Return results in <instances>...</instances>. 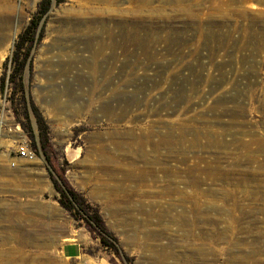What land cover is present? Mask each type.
I'll return each instance as SVG.
<instances>
[{"label": "rangeland", "instance_id": "374dc122", "mask_svg": "<svg viewBox=\"0 0 264 264\" xmlns=\"http://www.w3.org/2000/svg\"><path fill=\"white\" fill-rule=\"evenodd\" d=\"M41 7L0 0V153L45 121L117 251L77 213L80 258L0 264H264V0H50L14 93Z\"/></svg>", "mask_w": 264, "mask_h": 264}, {"label": "crops", "instance_id": "0c3cea01", "mask_svg": "<svg viewBox=\"0 0 264 264\" xmlns=\"http://www.w3.org/2000/svg\"><path fill=\"white\" fill-rule=\"evenodd\" d=\"M24 141L21 135L15 150L0 153V244L5 248L0 252L80 258L91 242L89 233L76 226L72 213L59 202L45 152L35 150L34 159L19 155L18 145Z\"/></svg>", "mask_w": 264, "mask_h": 264}, {"label": "trees", "instance_id": "16d2710c", "mask_svg": "<svg viewBox=\"0 0 264 264\" xmlns=\"http://www.w3.org/2000/svg\"><path fill=\"white\" fill-rule=\"evenodd\" d=\"M49 8L50 0H42V7L39 10L37 18L32 20L26 31L20 35L19 40L16 44V50L14 52L15 67L11 76L14 93L17 91L19 74L24 67L26 59L29 56L32 45L38 37L40 21L44 14H46V12L49 10ZM5 87L6 83L4 79V81L0 85V90L2 93L5 92ZM38 129L41 139L40 149L45 152L47 159L50 161L55 173L56 168L54 167L51 155L49 154V152H51V138L45 121H43L40 117H38ZM56 173L55 175L52 174V179L57 191L60 194L59 202L61 203V205L69 210L75 217L77 213L82 215L87 220L88 224L93 227L95 231H97L102 243L106 246L115 248V250L117 251L114 243L108 238L107 235H105L103 219L98 211L92 209L91 206L86 205L84 197L70 185V183L62 174Z\"/></svg>", "mask_w": 264, "mask_h": 264}, {"label": "built area", "instance_id": "2783aa9c", "mask_svg": "<svg viewBox=\"0 0 264 264\" xmlns=\"http://www.w3.org/2000/svg\"><path fill=\"white\" fill-rule=\"evenodd\" d=\"M18 151L21 157H26L29 159H34L36 157V151L27 141L21 142L18 145Z\"/></svg>", "mask_w": 264, "mask_h": 264}, {"label": "bare ground", "instance_id": "6f19581e", "mask_svg": "<svg viewBox=\"0 0 264 264\" xmlns=\"http://www.w3.org/2000/svg\"><path fill=\"white\" fill-rule=\"evenodd\" d=\"M75 6H76V9H74V11L77 12V13H80V12L85 13V12H88L89 11V9H88L89 7L87 8L86 5H83L82 4V5H75ZM99 8H101V10H102L103 7H98V9ZM91 10H92V8H91ZM93 10H95V9H93ZM83 20L86 21V22H90L92 19L89 18V17H84Z\"/></svg>", "mask_w": 264, "mask_h": 264}]
</instances>
